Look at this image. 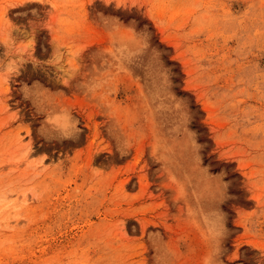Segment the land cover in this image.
<instances>
[{"label":"rangeland","instance_id":"rangeland-1","mask_svg":"<svg viewBox=\"0 0 264 264\" xmlns=\"http://www.w3.org/2000/svg\"><path fill=\"white\" fill-rule=\"evenodd\" d=\"M0 264H264V0H0Z\"/></svg>","mask_w":264,"mask_h":264}]
</instances>
